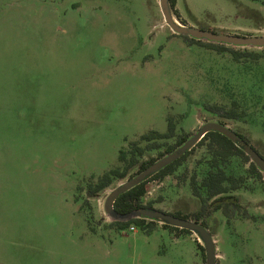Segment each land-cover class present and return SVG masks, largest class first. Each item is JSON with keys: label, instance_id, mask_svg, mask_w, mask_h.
Returning a JSON list of instances; mask_svg holds the SVG:
<instances>
[{"label": "rangeland", "instance_id": "obj_1", "mask_svg": "<svg viewBox=\"0 0 264 264\" xmlns=\"http://www.w3.org/2000/svg\"><path fill=\"white\" fill-rule=\"evenodd\" d=\"M241 1L181 0L177 20L264 35V0ZM225 46L173 33L159 0H0V264H205L194 233L110 224L104 199L138 165L94 197L85 189L119 165L130 141L165 132L169 117L175 136L140 161L209 120L246 135L264 158V47ZM230 49L259 57L235 61ZM233 101L244 111L238 119L205 108ZM207 160L196 147L148 182L143 202L193 220L201 203L190 180H200ZM246 178L233 192L238 207L202 210L216 264H264V173Z\"/></svg>", "mask_w": 264, "mask_h": 264}, {"label": "trees", "instance_id": "obj_2", "mask_svg": "<svg viewBox=\"0 0 264 264\" xmlns=\"http://www.w3.org/2000/svg\"><path fill=\"white\" fill-rule=\"evenodd\" d=\"M175 2L176 0H169L170 8L176 19L180 20L178 11L175 9ZM181 36L187 39L189 42L207 45L208 47L217 50L227 49L225 44L197 40L186 35ZM229 52L235 61H239L242 55L248 56L251 59H257L259 57V54L256 52H239L234 49H230ZM205 108L209 112L229 119H238L244 115L243 110H238L236 101H233L229 108H225L221 104H206ZM167 123V130L165 132L161 133L155 130H150L140 135L138 140L130 141L128 150H124V147H122L118 154L119 165L106 170L103 174L98 176L95 181H90L85 189L86 195L88 197L96 196L100 190L109 186L115 179L125 177L129 168L134 165H138V169L136 171V173H138L151 162H153L156 158H149L147 160L140 161V157L146 150L159 148V140L169 139L175 136V125L171 117L167 118ZM190 135L191 134L186 132L179 134L175 143L169 144L166 147L165 153L173 150L175 147L183 143ZM240 135L246 142L251 144L259 152V150L246 135ZM141 141L146 142V144L142 146L140 144ZM199 146H204L208 155V160L204 166L205 170H203V175H201L200 180H197L195 176H193L190 180L191 192L197 199L200 200L201 203V209L191 214L193 216V220L198 221L204 227H207L205 222L201 220L203 212L202 210L205 208L221 210L224 214H227L229 206L238 207L239 203L233 192L245 186L247 181L246 175L248 173L262 176V172H260L255 164L250 161V158L228 138L216 131H209L180 158L167 165L159 172L149 177L147 180L141 182L140 184L134 186L130 190L117 197L114 201V209L119 213H126L132 209L143 206L153 207L151 202H143V196L147 191L148 182L157 178H162L165 175L172 173L175 170V167L180 164V162L196 147ZM159 154L162 156L164 153L160 152ZM241 159H243L245 163H248L247 169L244 167L241 168L239 165V161H241ZM74 200L77 201L75 196ZM86 201L87 200L85 199L84 203ZM170 214L186 219L190 218V216L181 214L179 212ZM110 224L114 225L117 229H124L131 225H135L140 229L150 231L155 227L157 221L147 220L144 218H130L127 220H111ZM161 226L190 234L192 233L188 229L170 226L165 223H161ZM195 242L197 248L200 249L203 254L204 248L202 244L197 240H195Z\"/></svg>", "mask_w": 264, "mask_h": 264}, {"label": "water", "instance_id": "obj_3", "mask_svg": "<svg viewBox=\"0 0 264 264\" xmlns=\"http://www.w3.org/2000/svg\"><path fill=\"white\" fill-rule=\"evenodd\" d=\"M159 7L164 23L173 31V33L218 44L239 47H264V35L247 36L216 32L184 25L173 15L169 0H159ZM209 131H216L228 138L250 158V161L255 164L260 172L264 173V158L251 144L246 142L238 132L226 124L220 121L209 120L203 122L195 132H193L183 143L175 147L173 150L155 159L138 173L128 177L118 185L114 186L105 197L103 208L106 215L112 220L144 218L147 220L157 221L159 223H165L170 226L188 229L192 233L196 234L199 241H201L204 248L205 264H216V246L214 238L209 230L200 222L178 217L155 207L143 206L132 209L126 213H119L114 209V201L117 197L147 180L149 177L180 158Z\"/></svg>", "mask_w": 264, "mask_h": 264}, {"label": "crops", "instance_id": "obj_4", "mask_svg": "<svg viewBox=\"0 0 264 264\" xmlns=\"http://www.w3.org/2000/svg\"><path fill=\"white\" fill-rule=\"evenodd\" d=\"M180 1H181V0H176V2H175V9L178 11V14H179ZM237 2H238V4H239V6L244 4L241 0H237ZM75 202H76V201H75ZM159 208H160V207H158V209H159ZM161 210H162V209H161ZM73 211H79V207H78V204H77V203L74 204ZM158 225H161V224H160L159 222H157V224H156L155 226H158ZM214 241H215V240H214Z\"/></svg>", "mask_w": 264, "mask_h": 264}, {"label": "built area", "instance_id": "obj_5", "mask_svg": "<svg viewBox=\"0 0 264 264\" xmlns=\"http://www.w3.org/2000/svg\"><path fill=\"white\" fill-rule=\"evenodd\" d=\"M130 229L133 230V229H135V228H134V226L132 225V226H130Z\"/></svg>", "mask_w": 264, "mask_h": 264}, {"label": "flooded vegetation", "instance_id": "obj_6", "mask_svg": "<svg viewBox=\"0 0 264 264\" xmlns=\"http://www.w3.org/2000/svg\"><path fill=\"white\" fill-rule=\"evenodd\" d=\"M209 230V229H208ZM210 232V231H209ZM211 233V232H210ZM212 234V233H211ZM213 236V235H212ZM215 242V241H214Z\"/></svg>", "mask_w": 264, "mask_h": 264}]
</instances>
